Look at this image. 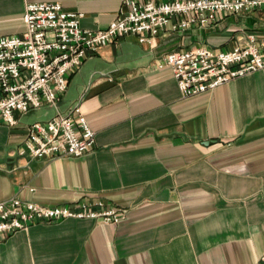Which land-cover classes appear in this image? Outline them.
Instances as JSON below:
<instances>
[{
    "label": "crops",
    "instance_id": "crops-1",
    "mask_svg": "<svg viewBox=\"0 0 264 264\" xmlns=\"http://www.w3.org/2000/svg\"><path fill=\"white\" fill-rule=\"evenodd\" d=\"M42 2L84 14L82 27L95 31L109 28L123 0H0V37L25 32L27 4ZM251 34L264 40V11L163 32L151 45L130 37L101 48L71 76L56 109L80 106L96 132L83 157H21L30 113L14 128L0 123V202L103 200L125 211L118 224L69 219L0 237V264H257L264 70L184 97L172 68L159 67L172 52L228 51Z\"/></svg>",
    "mask_w": 264,
    "mask_h": 264
},
{
    "label": "built area",
    "instance_id": "built-area-1",
    "mask_svg": "<svg viewBox=\"0 0 264 264\" xmlns=\"http://www.w3.org/2000/svg\"><path fill=\"white\" fill-rule=\"evenodd\" d=\"M255 11H264V0H123L109 28L94 31L82 27L84 14L68 12L61 3H29L25 32L0 37V123L14 128L18 115L45 106L57 109L71 76L104 46L130 37L151 45L163 32L183 34L211 27L221 16ZM159 67L172 68L184 97L197 96L264 70V40L251 34L228 51L199 47L172 52ZM95 145L96 132L76 106L30 124L17 154L33 160L80 158ZM124 217V210L103 200L46 207L16 197L0 202V237L69 219L118 224ZM257 264H264V255Z\"/></svg>",
    "mask_w": 264,
    "mask_h": 264
},
{
    "label": "rangeland",
    "instance_id": "rangeland-1",
    "mask_svg": "<svg viewBox=\"0 0 264 264\" xmlns=\"http://www.w3.org/2000/svg\"><path fill=\"white\" fill-rule=\"evenodd\" d=\"M56 112L57 111L54 107L45 106L34 111L33 113H30L25 120L28 124L46 122L52 119L56 115Z\"/></svg>",
    "mask_w": 264,
    "mask_h": 264
}]
</instances>
